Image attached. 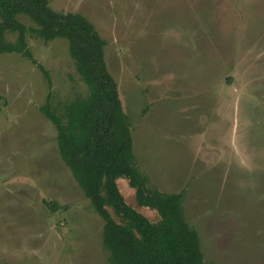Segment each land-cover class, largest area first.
I'll list each match as a JSON object with an SVG mask.
<instances>
[{
	"label": "rangeland",
	"instance_id": "1",
	"mask_svg": "<svg viewBox=\"0 0 264 264\" xmlns=\"http://www.w3.org/2000/svg\"><path fill=\"white\" fill-rule=\"evenodd\" d=\"M48 1L105 40L138 169L150 186L182 191L203 258L264 264V0ZM30 33L50 85L29 58L0 53V264H109L102 218L39 109L48 93L61 107L88 87L65 38ZM118 185L134 205L127 179Z\"/></svg>",
	"mask_w": 264,
	"mask_h": 264
},
{
	"label": "trees",
	"instance_id": "2",
	"mask_svg": "<svg viewBox=\"0 0 264 264\" xmlns=\"http://www.w3.org/2000/svg\"><path fill=\"white\" fill-rule=\"evenodd\" d=\"M18 13L36 26L27 27ZM28 31L44 41L65 38L88 87L85 96H75L61 107L52 105L48 93L39 109L56 129L61 158L102 218L101 242L109 264H213L203 258L198 233L184 216L182 191L150 186L138 169L129 120L105 62V40L93 22L77 11L55 10L48 0H0V53L29 58L50 85L47 69L27 44ZM6 32L15 33V39L8 40ZM122 177L134 189L136 206L120 190ZM136 207L147 208L142 213Z\"/></svg>",
	"mask_w": 264,
	"mask_h": 264
}]
</instances>
